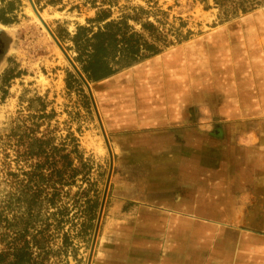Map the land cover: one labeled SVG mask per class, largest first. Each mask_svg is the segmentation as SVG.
Returning a JSON list of instances; mask_svg holds the SVG:
<instances>
[{
    "label": "rangeland",
    "instance_id": "1",
    "mask_svg": "<svg viewBox=\"0 0 264 264\" xmlns=\"http://www.w3.org/2000/svg\"><path fill=\"white\" fill-rule=\"evenodd\" d=\"M32 2L73 63L68 38L78 26L95 29L97 24L89 21L102 4L110 20L143 8L147 14L142 17L171 42L109 80L88 82L112 155L104 205L123 166L109 131L110 108L136 118L140 104L154 103L157 95L173 108L183 107L190 137L205 139L200 162L218 167L222 184L231 182L232 234H264V6L222 22L213 0ZM0 36L5 42L0 55V253L7 260L19 250L43 258V264H91L110 158L88 91L28 0H0ZM30 136L76 146L84 167L56 205L42 201L41 192L28 210L25 172L34 161L24 159L18 140ZM213 138H219L220 149L212 148ZM125 162L132 167V159ZM74 165L80 166L78 161ZM88 199L97 205L87 204ZM92 212L94 220L88 221ZM101 222L102 217L97 236ZM251 258L253 264H264V252H253Z\"/></svg>",
    "mask_w": 264,
    "mask_h": 264
},
{
    "label": "crops",
    "instance_id": "2",
    "mask_svg": "<svg viewBox=\"0 0 264 264\" xmlns=\"http://www.w3.org/2000/svg\"><path fill=\"white\" fill-rule=\"evenodd\" d=\"M155 97L136 118L110 108L123 166L103 206L91 264H253L264 234H232L231 182L200 162L205 139L190 137L183 107ZM209 142L220 149L219 138Z\"/></svg>",
    "mask_w": 264,
    "mask_h": 264
},
{
    "label": "trees",
    "instance_id": "3",
    "mask_svg": "<svg viewBox=\"0 0 264 264\" xmlns=\"http://www.w3.org/2000/svg\"><path fill=\"white\" fill-rule=\"evenodd\" d=\"M218 9L221 21H227L248 14L264 6V0H213ZM102 4L89 23H96V28L78 26L76 32L68 39L75 53L74 63H77L80 73L89 83L106 81L115 74L131 68L147 59L158 55L171 44L167 34L161 32L148 17L143 8L133 9L132 15H123L119 19H109L110 10ZM110 6V4H107ZM140 26L135 30L128 21ZM187 36L178 39L185 40ZM74 83L80 85L76 76H71ZM18 145L24 148L26 160H33L27 177L25 202L30 210L38 195L43 192L42 201L48 206L56 205L61 200L63 188L72 186L75 178L84 167L76 146L69 148L67 144H54L52 138L30 136L18 140ZM78 161L80 166H75ZM50 190V192H49ZM87 204L97 205L95 199H88ZM88 221L94 220V212ZM24 231H27L25 228ZM6 254L0 253V264H43V258L38 259L28 251L16 250L9 260ZM39 256V255H38Z\"/></svg>",
    "mask_w": 264,
    "mask_h": 264
},
{
    "label": "water",
    "instance_id": "4",
    "mask_svg": "<svg viewBox=\"0 0 264 264\" xmlns=\"http://www.w3.org/2000/svg\"><path fill=\"white\" fill-rule=\"evenodd\" d=\"M28 2L30 3L31 5V8L33 9L35 15L40 19L42 25L44 26V28L47 30V32L49 33V35L51 36V38L54 40L55 44L58 46V48L61 50V52L64 54V56L66 57V59L69 61L71 67L74 69L75 73L78 75V77L80 78V80L83 82V84L85 85L87 91H88V94H89V97H90V100H91V104H92V107L94 109V112H95V115H96V118H97V121H98V124L100 126V129L102 131V135H103V138H104V141H105V144L106 145V148L108 150V154H109V158H110V161H109V172H108V176H107V179H106V184H105V189H104V192H103V195H102V199H101V202H100V207H99V211H98V215H97V219H96V226H95V229H94V234H93V238H92V244H91V251H90V255H89V260L91 258V255H92V251H93V248H94V244H95V240H96V236H97V231H98V227H99V223H100V219H101V215H102V209H103V206H104V202H105V197H106V191H107V188H108V184H109V179H110V174H111V170H112V155H111V150H110V147L108 144V141L106 139V136H105V133L103 131V128H102V124H101V120H100V117L98 115V112H97V106L95 105V102H94V99H93V96H92V93H91V90H90V86L88 84V82L83 78V76L80 74L79 70L77 69V67L74 65V63L71 61V59L68 57V55L65 53L64 49L61 47L60 43L58 42V40L55 38V36L52 34V32L48 29V27L46 26V24L41 20L38 12L35 10L34 8V5H33V2L32 0H28ZM89 263V262H88Z\"/></svg>",
    "mask_w": 264,
    "mask_h": 264
},
{
    "label": "flooded vegetation",
    "instance_id": "5",
    "mask_svg": "<svg viewBox=\"0 0 264 264\" xmlns=\"http://www.w3.org/2000/svg\"><path fill=\"white\" fill-rule=\"evenodd\" d=\"M4 47H5V42L3 38L0 36V55L3 52Z\"/></svg>",
    "mask_w": 264,
    "mask_h": 264
}]
</instances>
